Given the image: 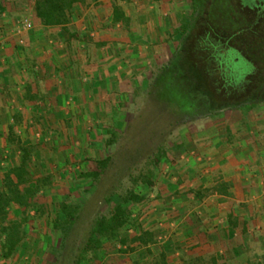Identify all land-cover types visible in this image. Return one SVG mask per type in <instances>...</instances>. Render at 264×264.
Returning a JSON list of instances; mask_svg holds the SVG:
<instances>
[{
    "label": "crops",
    "instance_id": "obj_1",
    "mask_svg": "<svg viewBox=\"0 0 264 264\" xmlns=\"http://www.w3.org/2000/svg\"><path fill=\"white\" fill-rule=\"evenodd\" d=\"M120 5L86 0L66 26L46 27L35 0H0V184L21 163L16 151L32 115L111 114L135 94L150 55L147 45L114 38L122 24L115 9L130 19ZM24 20L30 29H21ZM67 99L80 103L69 108ZM248 114L241 123L202 122L177 140L167 182L137 206L138 231L128 229L120 252L90 255L86 264H264V106ZM9 148L15 157L5 168Z\"/></svg>",
    "mask_w": 264,
    "mask_h": 264
},
{
    "label": "rangeland",
    "instance_id": "obj_2",
    "mask_svg": "<svg viewBox=\"0 0 264 264\" xmlns=\"http://www.w3.org/2000/svg\"><path fill=\"white\" fill-rule=\"evenodd\" d=\"M251 2L260 8L257 17L249 20L251 23L247 26L258 23L257 45L260 46L264 42L261 39L264 38V0ZM117 3L130 14V19L129 22H122L119 34L114 38L123 40L129 46H148L145 49L150 55V62L143 80L133 96L117 100V105L112 108L115 112L111 114L105 109L94 115L75 114L71 110L70 114H38L28 119L27 129L22 133L28 135L25 137L27 170L34 189L31 193H25L24 187H21L24 194L22 204L12 202L6 220H0V264H75V258L86 244L98 218L108 214L116 204L123 203L132 192L143 193V198L148 201L156 198L151 197L154 189L167 182L171 146L187 137V131L191 135V130L199 128L202 122L213 119L241 123L249 116L251 109L264 106V103H241L238 108L225 109L174 126L173 120L167 114L160 113L158 106H154L151 95L155 81L184 39L181 26L185 18L192 20V0H117ZM243 6V10H248ZM248 30L250 28H243L240 33H248ZM199 55L196 48L189 47L182 53L181 59L174 61L179 69L182 65L188 70L191 80L181 72L176 76L167 72L162 80L173 85L171 89L187 107H194L202 98H207L214 106L218 104L219 98L234 106L235 100L224 94V81L233 82L237 93L235 97L242 95L244 87L251 80L249 75L256 69L253 62H247L235 51L230 57L224 53L231 62L210 63L208 68L213 72L212 83L199 68L200 63L205 64L207 58L204 55L202 60ZM202 67L205 69L206 65ZM261 73L254 76L253 80L260 81L263 76ZM190 87L199 90L197 99L190 98ZM249 91L252 93V88L247 93ZM67 100L71 101L69 108L74 102V107L80 103L77 99ZM9 150L1 155L5 168H8V160L15 157L12 148ZM18 152L16 155L21 160L23 153ZM8 155L11 156L4 158ZM105 160L106 164L103 165ZM1 163L0 170L3 169ZM3 186L4 180L0 189H4ZM138 204H125L130 212L129 225L118 231L113 240L104 241L98 253L101 258L109 251L120 252L118 246L125 238L123 235L137 226L134 215L138 214ZM4 228H10L8 232L22 240L9 259L4 257ZM138 228L134 231H138ZM22 244L26 246L24 251ZM69 256L75 258L69 261ZM82 264H86V261Z\"/></svg>",
    "mask_w": 264,
    "mask_h": 264
},
{
    "label": "flooded vegetation",
    "instance_id": "obj_3",
    "mask_svg": "<svg viewBox=\"0 0 264 264\" xmlns=\"http://www.w3.org/2000/svg\"><path fill=\"white\" fill-rule=\"evenodd\" d=\"M243 4L248 10H243ZM252 4L253 2L251 0H192V20L189 22L188 30L184 34V39L178 51L155 81L154 90L151 95L154 106L159 107L160 113L167 114L168 118L173 120L174 126H181L194 119L207 117L225 109L238 108L241 103H264V42H261L260 46L257 45L259 38L257 37V22L255 26L252 25L253 27L247 26L251 23L249 20L257 17L258 9L260 8L256 6L257 4L255 6ZM243 28H250V30L247 31L248 33H243V35L240 33ZM248 35H250L249 40L247 38ZM244 36L246 37L244 38ZM239 40L241 42H238ZM189 47L196 48L202 60L204 55L207 58L205 64L200 63L199 68L206 74L209 82H212L213 77V72L208 68L210 67V63L231 62L227 56L230 57L233 51L238 52L247 62H253L252 64L256 69H254L253 74L249 75L251 80L244 87L242 95L235 97L237 93L235 92L236 87L233 85V82L224 81L226 85V88L224 87V94H227V97L235 100L234 106L222 98H219L218 104L215 106L207 98H202L194 107H187L171 89L173 85L169 81L165 83V80H162L165 78L167 72L175 76L181 72L183 75H188L189 77V72L184 66L181 65L179 69V67L174 65V61L181 59L182 53L188 50ZM221 47L225 49L220 50ZM204 65H206L204 67L205 69L202 67ZM206 70H208V73ZM259 72H262V79L260 81L253 80L254 76H257ZM188 79L191 80V76ZM249 88H252V93L250 91L247 93ZM191 90L192 95L189 94L191 96L189 97L197 99L200 96L199 90L196 87L191 88ZM214 91L217 94L218 91L215 89ZM217 95L219 96V94Z\"/></svg>",
    "mask_w": 264,
    "mask_h": 264
},
{
    "label": "trees",
    "instance_id": "obj_4",
    "mask_svg": "<svg viewBox=\"0 0 264 264\" xmlns=\"http://www.w3.org/2000/svg\"><path fill=\"white\" fill-rule=\"evenodd\" d=\"M86 0H35V12L37 18L41 21L43 26L54 27V26H66L69 22L72 10L76 4H83ZM114 22H129L121 10L115 9ZM190 20L185 18L181 26L182 35L188 30ZM21 152L23 153L21 163L19 165H14L10 168L4 178V189H0V220H6L8 216V207L12 202H17L22 204L24 199V194L21 192V187H24L25 193H31L32 190V180L30 174L27 170V147L25 143L20 144ZM103 165L106 164V160L102 162ZM94 175H97L96 173ZM29 184V186H26ZM144 198L134 192L124 200L123 203L116 204L112 210L100 218H98L91 230V234L83 246L80 254L75 258V264H82L87 261L88 256L96 257L99 250L103 248L104 241H108L116 238L118 231L127 228L130 222V212L126 203H140ZM17 225V224H16ZM10 228H4V233L6 234V241L3 244L4 257L9 259L15 252L21 239L16 234H11ZM142 240V239H141ZM135 241H137L135 239ZM122 243H126L123 239ZM22 251L25 250L26 246L22 244ZM69 256L67 260L74 259ZM164 262V256L161 259ZM211 264H224L216 259L211 261ZM248 264H259V263H248Z\"/></svg>",
    "mask_w": 264,
    "mask_h": 264
},
{
    "label": "built area",
    "instance_id": "obj_5",
    "mask_svg": "<svg viewBox=\"0 0 264 264\" xmlns=\"http://www.w3.org/2000/svg\"><path fill=\"white\" fill-rule=\"evenodd\" d=\"M31 27H32V24H31V22L28 21V20H24V21L21 23V29H22V30H28V29H30ZM263 167H264V165H263Z\"/></svg>",
    "mask_w": 264,
    "mask_h": 264
}]
</instances>
